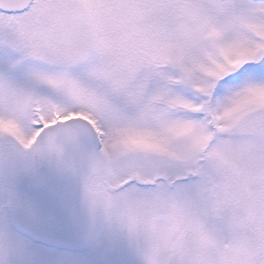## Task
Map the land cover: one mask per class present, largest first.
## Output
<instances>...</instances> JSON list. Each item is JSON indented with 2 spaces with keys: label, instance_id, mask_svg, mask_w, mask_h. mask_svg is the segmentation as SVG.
<instances>
[{
  "label": "snow or ice",
  "instance_id": "snow-or-ice-1",
  "mask_svg": "<svg viewBox=\"0 0 264 264\" xmlns=\"http://www.w3.org/2000/svg\"><path fill=\"white\" fill-rule=\"evenodd\" d=\"M64 125L146 264H264V0H0V133Z\"/></svg>",
  "mask_w": 264,
  "mask_h": 264
},
{
  "label": "water",
  "instance_id": "water-1",
  "mask_svg": "<svg viewBox=\"0 0 264 264\" xmlns=\"http://www.w3.org/2000/svg\"><path fill=\"white\" fill-rule=\"evenodd\" d=\"M93 150V145L81 140V152L96 156ZM73 157L69 151L68 159ZM32 165L33 174L15 187L14 229L47 247L69 252L85 249L93 239L97 216V203L88 192L87 168L34 154Z\"/></svg>",
  "mask_w": 264,
  "mask_h": 264
},
{
  "label": "rangeland",
  "instance_id": "rangeland-1",
  "mask_svg": "<svg viewBox=\"0 0 264 264\" xmlns=\"http://www.w3.org/2000/svg\"><path fill=\"white\" fill-rule=\"evenodd\" d=\"M57 122L58 117L54 120ZM32 156V150L14 139L0 137V264H100L106 251L118 259V264H146L143 237L130 232L121 218L101 204L94 239L83 251L47 248L20 236L12 227L11 212L16 185L20 179L32 175ZM134 247L138 254L129 257L125 252L130 249L133 252ZM139 253L142 260L138 259Z\"/></svg>",
  "mask_w": 264,
  "mask_h": 264
},
{
  "label": "clouds",
  "instance_id": "clouds-1",
  "mask_svg": "<svg viewBox=\"0 0 264 264\" xmlns=\"http://www.w3.org/2000/svg\"><path fill=\"white\" fill-rule=\"evenodd\" d=\"M65 126L66 125L47 130L46 134L35 139V142L30 148H28V150H32L37 157L54 156L61 162L70 165H75L77 163L83 164L88 170L87 183L89 186L94 180H97L102 176L104 165L100 158L92 155L91 152H81L80 143L82 138L79 135H68L64 131ZM19 131L21 135L27 138H32L34 136V132L28 125L22 126ZM0 137L12 138L18 142L14 136L8 135L7 133H0ZM69 151L74 154V157L71 159H68ZM94 203L103 205L112 215L118 216L122 219L114 207H106L103 202L99 201Z\"/></svg>",
  "mask_w": 264,
  "mask_h": 264
},
{
  "label": "flooded vegetation",
  "instance_id": "flooded-vegetation-1",
  "mask_svg": "<svg viewBox=\"0 0 264 264\" xmlns=\"http://www.w3.org/2000/svg\"><path fill=\"white\" fill-rule=\"evenodd\" d=\"M136 247H134V251L133 252H131V249H130V252H125L129 257H133V255H135V254H138L137 252H136ZM130 253V254H129ZM103 257H102V259H101V261H100V264H118L119 262H118V259L115 257V258H113L112 256H113V254L110 252V251H106V252H103ZM139 260H142V258L140 257V253H139V258H138Z\"/></svg>",
  "mask_w": 264,
  "mask_h": 264
}]
</instances>
